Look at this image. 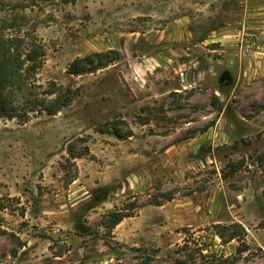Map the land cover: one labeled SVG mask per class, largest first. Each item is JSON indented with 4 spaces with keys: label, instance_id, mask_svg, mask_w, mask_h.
Listing matches in <instances>:
<instances>
[{
    "label": "rangeland",
    "instance_id": "obj_1",
    "mask_svg": "<svg viewBox=\"0 0 264 264\" xmlns=\"http://www.w3.org/2000/svg\"><path fill=\"white\" fill-rule=\"evenodd\" d=\"M1 34L76 91L0 118V264H264V0H0Z\"/></svg>",
    "mask_w": 264,
    "mask_h": 264
},
{
    "label": "trees",
    "instance_id": "obj_2",
    "mask_svg": "<svg viewBox=\"0 0 264 264\" xmlns=\"http://www.w3.org/2000/svg\"><path fill=\"white\" fill-rule=\"evenodd\" d=\"M44 56L45 49L37 39L26 43L20 34L0 35V118L24 123L33 117L53 116L71 104L76 88L64 87L53 80L42 83L37 78ZM114 59L108 52L91 53L75 58L66 72L77 76L102 68ZM68 155L78 157L71 148ZM111 215L113 225L128 216L119 211ZM219 235L223 236L221 232ZM236 236L231 234L227 240Z\"/></svg>",
    "mask_w": 264,
    "mask_h": 264
}]
</instances>
